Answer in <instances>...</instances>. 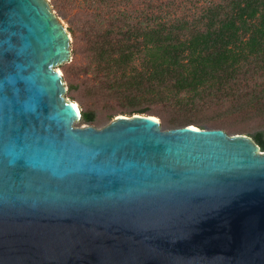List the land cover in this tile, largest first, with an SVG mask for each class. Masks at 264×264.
Instances as JSON below:
<instances>
[{
    "label": "water",
    "instance_id": "95a60500",
    "mask_svg": "<svg viewBox=\"0 0 264 264\" xmlns=\"http://www.w3.org/2000/svg\"><path fill=\"white\" fill-rule=\"evenodd\" d=\"M48 0H0V264H264V150L149 114L73 126Z\"/></svg>",
    "mask_w": 264,
    "mask_h": 264
},
{
    "label": "trees",
    "instance_id": "16d2710c",
    "mask_svg": "<svg viewBox=\"0 0 264 264\" xmlns=\"http://www.w3.org/2000/svg\"><path fill=\"white\" fill-rule=\"evenodd\" d=\"M50 2L70 17L71 51L79 46L86 79L101 93L145 96L174 113L172 127L245 132L264 150V0ZM80 112V122L95 120L92 109ZM253 121L259 126L242 125Z\"/></svg>",
    "mask_w": 264,
    "mask_h": 264
},
{
    "label": "rangeland",
    "instance_id": "374dc122",
    "mask_svg": "<svg viewBox=\"0 0 264 264\" xmlns=\"http://www.w3.org/2000/svg\"><path fill=\"white\" fill-rule=\"evenodd\" d=\"M50 5L51 2L48 0ZM52 10L55 12L57 17L63 23V25L67 28L73 26V23L69 16H66L64 12L57 11L51 5ZM69 31V30H68ZM70 33V31H69ZM71 35V33H70ZM74 46L72 42V35L70 38V50ZM77 52L75 54L71 51L70 58L67 61H64L58 65H55L54 68L60 70V75L62 76L64 86L66 87V91L63 94L65 98H73V100L77 101L79 107L82 105L84 108L92 109L95 114V120L92 122H80L74 121L73 126H84V125H93L95 127H102L105 124L109 123L114 117L124 114V115H132L134 113L141 114H151V111L141 112L138 109L142 107H150L151 109H157L161 111L162 116L151 114V116L159 119L160 125L162 128H171L173 125L170 124L167 119L172 117L174 113L170 112L166 108H161L159 104L154 103L152 100L145 96H138L134 101H129L123 97H118L117 95H107L105 93H101V90L94 85L95 81L92 79H86V76L83 72V65L81 64V60L85 58L82 57L79 53V46L77 45ZM83 54V53H82ZM77 85L76 88L68 89V85ZM113 115V116H112ZM209 115L207 112H200L194 116H206ZM112 116V117H111ZM182 119V118H180ZM194 124L195 123H190ZM242 125L251 126L256 128L259 126V122L253 121L250 124L242 123ZM206 127V125H204ZM235 134V133H234ZM249 135L247 133H243ZM251 136V135H249ZM252 137V136H251Z\"/></svg>",
    "mask_w": 264,
    "mask_h": 264
},
{
    "label": "bare ground",
    "instance_id": "6f19581e",
    "mask_svg": "<svg viewBox=\"0 0 264 264\" xmlns=\"http://www.w3.org/2000/svg\"><path fill=\"white\" fill-rule=\"evenodd\" d=\"M58 71H59V73H60V70H58ZM73 102H74V104H75L76 106H78L77 101L73 100ZM153 117H154V116H153Z\"/></svg>",
    "mask_w": 264,
    "mask_h": 264
}]
</instances>
